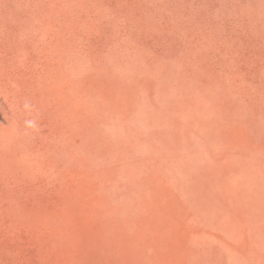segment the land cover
Segmentation results:
<instances>
[{
	"label": "rangeland",
	"instance_id": "obj_1",
	"mask_svg": "<svg viewBox=\"0 0 264 264\" xmlns=\"http://www.w3.org/2000/svg\"><path fill=\"white\" fill-rule=\"evenodd\" d=\"M0 264H264V0H0Z\"/></svg>",
	"mask_w": 264,
	"mask_h": 264
}]
</instances>
